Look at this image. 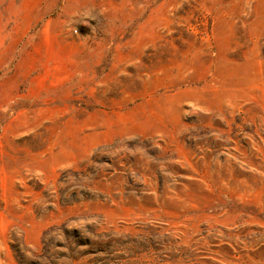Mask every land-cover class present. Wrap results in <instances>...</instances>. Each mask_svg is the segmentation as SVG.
Returning <instances> with one entry per match:
<instances>
[{
	"label": "rangeland",
	"instance_id": "obj_1",
	"mask_svg": "<svg viewBox=\"0 0 264 264\" xmlns=\"http://www.w3.org/2000/svg\"><path fill=\"white\" fill-rule=\"evenodd\" d=\"M0 264H264V0H0Z\"/></svg>",
	"mask_w": 264,
	"mask_h": 264
}]
</instances>
